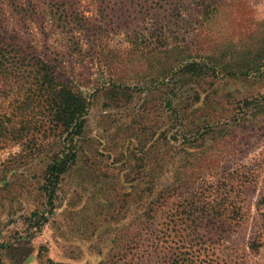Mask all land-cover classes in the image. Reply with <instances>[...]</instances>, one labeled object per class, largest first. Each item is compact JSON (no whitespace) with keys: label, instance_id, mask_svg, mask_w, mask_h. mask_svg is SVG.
<instances>
[{"label":"rangeland","instance_id":"1","mask_svg":"<svg viewBox=\"0 0 264 264\" xmlns=\"http://www.w3.org/2000/svg\"><path fill=\"white\" fill-rule=\"evenodd\" d=\"M0 50L89 103L50 208L66 136L0 73V264H264V0H0Z\"/></svg>","mask_w":264,"mask_h":264},{"label":"trees","instance_id":"2","mask_svg":"<svg viewBox=\"0 0 264 264\" xmlns=\"http://www.w3.org/2000/svg\"><path fill=\"white\" fill-rule=\"evenodd\" d=\"M13 55L12 51L0 50V73L7 80L18 77L22 80L31 79L35 82L32 84L37 87L34 92L41 99H44V106L47 108L46 112L50 123L54 129L61 130V134L66 136L65 141L68 142V147H64L59 154L52 158L44 172V185L41 189L44 196L47 197V205L53 208L55 194L62 178L77 159L78 149L75 138L84 133L89 103L83 96L74 93L72 89L57 84L58 78L45 56H38L32 52L29 54L19 53L20 56H17V58ZM18 65H20V68H17V70L10 68ZM190 69H195V66L190 67ZM198 70L202 71L201 69ZM198 70L196 74H202ZM15 118L16 116L12 120L11 117L0 116L1 138L8 139L7 137H10L14 142H18L24 137L23 134L30 130V128L24 127L19 132L14 131V127H11ZM24 121L26 120L24 119ZM173 264L180 263L174 261Z\"/></svg>","mask_w":264,"mask_h":264}]
</instances>
